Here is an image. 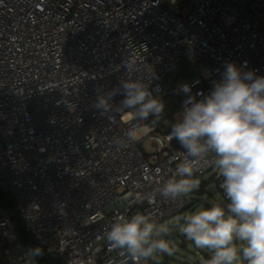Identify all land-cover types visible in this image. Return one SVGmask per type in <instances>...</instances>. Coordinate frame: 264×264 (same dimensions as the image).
I'll list each match as a JSON object with an SVG mask.
<instances>
[{
  "label": "built area",
  "instance_id": "built-area-1",
  "mask_svg": "<svg viewBox=\"0 0 264 264\" xmlns=\"http://www.w3.org/2000/svg\"><path fill=\"white\" fill-rule=\"evenodd\" d=\"M225 62L264 76V0H0V191L26 232L63 264H120L104 235L112 221L141 212L165 223L182 212L188 197L156 189L185 155L169 134L187 97L178 88L177 112L155 125L129 110L102 114L95 102L115 92L119 106L129 78L166 97L165 80L182 63L192 95L206 96ZM212 159L195 176L212 174L223 196ZM137 193L155 200L136 203ZM16 229L0 208V264H29Z\"/></svg>",
  "mask_w": 264,
  "mask_h": 264
},
{
  "label": "clouds",
  "instance_id": "clouds-1",
  "mask_svg": "<svg viewBox=\"0 0 264 264\" xmlns=\"http://www.w3.org/2000/svg\"><path fill=\"white\" fill-rule=\"evenodd\" d=\"M134 64L133 58L125 61L128 71ZM246 68V63L225 62L220 79L212 82L206 96L201 92L192 95L193 86L188 83L179 85L187 98L171 125L169 139L175 138L185 155L171 177L156 189L164 199L189 197L201 185L195 176L199 165L212 156L211 163L222 178V199L165 223L141 212L117 217L104 235L108 248L125 257L120 264H128L129 258L141 264L162 254L171 256L174 247L167 238L177 229L197 249L208 253L203 264H264V76ZM120 87L124 99L119 106L110 103L115 92L97 97L95 107L102 114L129 110L138 120L147 121L151 116L153 125L161 121L165 103L153 96L147 83L129 78ZM137 131L133 126L127 141H117L119 147H128ZM134 200L151 204L155 193H137ZM27 255L33 264L43 250L31 248Z\"/></svg>",
  "mask_w": 264,
  "mask_h": 264
},
{
  "label": "trees",
  "instance_id": "trees-1",
  "mask_svg": "<svg viewBox=\"0 0 264 264\" xmlns=\"http://www.w3.org/2000/svg\"><path fill=\"white\" fill-rule=\"evenodd\" d=\"M193 77V72L191 68L186 64L182 63L180 64L171 75L168 76V78L165 80L164 86L167 90L168 95L166 97H162L161 99L165 103V111L163 114V118L159 123L164 122L165 120H169L172 118V116L177 112V106H176V100L178 99L179 95L177 93V90L179 88V85L187 82ZM209 183H213V181L208 180ZM202 188V187H199ZM200 189L196 191V193L199 192ZM193 203H196L197 201L192 200ZM193 205V204H192ZM194 206H191L188 208V206L185 207V209L182 211L180 215H184L188 212H191V208ZM0 208H2L5 213L12 219L17 221V235L20 240V242L25 246L27 250L31 248L39 247L43 250V255L38 256L35 259L40 264H63V262L59 259V257L53 253H48L44 248H42L36 240L26 232L24 224L21 222L20 218L15 212V204L13 198L0 191ZM160 264H170L167 263L166 260L162 259L159 261Z\"/></svg>",
  "mask_w": 264,
  "mask_h": 264
},
{
  "label": "rangeland",
  "instance_id": "rangeland-1",
  "mask_svg": "<svg viewBox=\"0 0 264 264\" xmlns=\"http://www.w3.org/2000/svg\"><path fill=\"white\" fill-rule=\"evenodd\" d=\"M170 120V119H169ZM145 149L147 152L151 153L154 151V148L151 146L150 142L147 141V143L144 144ZM212 174H209L208 177L202 178L201 185L199 188V192L196 193L194 191L190 196L188 197L187 206L190 208L191 206H194L191 208L195 210L197 207H199L201 204H204L205 207H210V203L213 200H221L222 195L219 193L218 190L215 189L214 183H209L208 180H210ZM212 181V180H211ZM197 201L196 203H193L192 200ZM225 203L226 200L224 199ZM193 204V205H192ZM182 212L178 213L174 217L170 218L166 222H170L175 220L177 217H182L183 215H180ZM171 245L174 247V252L171 256L162 254L156 257L155 260H152L154 263H156V260H166L167 263L170 264H203L205 259L208 257V253H206L203 250L197 249L194 244L191 241L186 240L183 236L179 234L178 229L173 231V235L171 237H168Z\"/></svg>",
  "mask_w": 264,
  "mask_h": 264
}]
</instances>
